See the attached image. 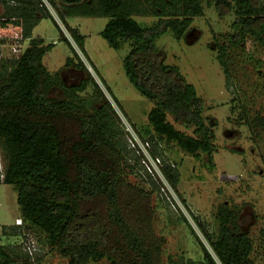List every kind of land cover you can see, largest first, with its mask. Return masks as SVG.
Wrapping results in <instances>:
<instances>
[{"label": "trees", "instance_id": "1", "mask_svg": "<svg viewBox=\"0 0 264 264\" xmlns=\"http://www.w3.org/2000/svg\"><path fill=\"white\" fill-rule=\"evenodd\" d=\"M46 1L79 50L83 48V37L66 24V16L106 17L102 39L114 50L128 45L122 59L124 72L138 93L153 102L147 114V140L130 125L142 141L149 142L150 154L162 159V175L180 199L176 188L179 172L167 162L161 144L172 143L196 158L201 153L211 158L215 135L204 121L202 99L176 66L164 64L155 40L166 32L181 39L191 30L193 18L203 15V6L213 5L220 15H234L231 31L223 36L226 41L216 43L212 49L226 79L232 78L238 53L253 64L264 83V7L260 1ZM0 4V42L7 38L29 40L18 57L0 58V149L5 158L2 183L17 192L22 221L4 230L12 235L20 234V228L42 232L48 246L66 257L67 264H90L102 259L108 264H164V238L154 229L155 211L151 205L155 188L163 186L161 181L148 173L144 180L136 179L140 177L136 170L140 157L135 152L129 156L127 143L114 139L112 117L117 116L116 111L44 2L0 0ZM136 16L156 20L142 26ZM42 17L52 18L79 60L74 63L68 59L63 69L83 72L85 78L74 86H65L61 75H52L42 65V57L51 45L44 46L41 38L31 34ZM88 84L92 86L91 97L82 96ZM55 87L64 91L63 97L50 96ZM238 108L239 118L248 127L264 128L262 111L248 119L245 106ZM174 124L191 128L192 134L178 130ZM180 201L208 244L209 248L182 215L203 251L204 264H255L253 239L239 228L236 213L227 205L218 207L217 231L209 232L185 201ZM13 257L28 255L14 248L8 253L0 246V264H13Z\"/></svg>", "mask_w": 264, "mask_h": 264}, {"label": "rangeland", "instance_id": "2", "mask_svg": "<svg viewBox=\"0 0 264 264\" xmlns=\"http://www.w3.org/2000/svg\"><path fill=\"white\" fill-rule=\"evenodd\" d=\"M42 1L116 111L117 116L112 117L114 128L111 133L114 139L127 143L129 156L132 152L138 155L129 141L124 119L147 140L150 136L147 114L153 102L138 93L124 72L122 59L128 51V45L114 50L102 39L100 32L108 21L106 17L66 16V24L77 29L83 37V48L79 50L49 3ZM259 1L264 7V0ZM2 11L0 4V13ZM52 18L42 17L32 28L31 34L34 38H41L44 46L51 45L41 60L46 70L52 75H61L65 86H74L85 77L80 69L74 72L79 76L77 79L71 68L63 70L68 59L74 63L79 60L62 39ZM134 18L142 26L156 20L149 16ZM233 19V13L220 15L213 5H204L203 15L193 18L191 30L184 37L177 40L170 32H166L155 40L164 64L176 66L180 75L193 85L197 96L202 99L204 121L211 126L215 135L211 158L202 153L196 158L172 143L161 145L167 162L179 172L177 192L189 211L205 224L209 232H216L217 209L222 204L227 205L236 213L239 228L253 239L254 263L264 264V128L248 127L239 118L241 111L238 108L239 105L245 106L248 119L256 111L264 113V83L256 75L253 64H249L244 60L245 56L238 53L236 67L231 69L232 78L228 81L216 60V51L212 50L216 48V43L226 41L223 36L231 31ZM13 44L11 38L0 42V58L18 57L29 45V40L20 41L19 54L13 52ZM91 93L92 86L88 84L82 96L91 97ZM50 96L61 98L64 91L60 87L52 88ZM233 99L237 100L234 102ZM232 106H235L233 111ZM169 121L173 123L171 116ZM174 125L178 130L192 134L191 128ZM0 162L4 166L5 158L1 149ZM131 163L135 164V160L131 159ZM137 164L136 170L140 177L136 176V179L144 180L147 173L155 179L146 170L141 157ZM158 185L151 196V205L155 211L154 229L164 238V264H204L203 251L182 215L209 248L206 240L171 187ZM147 187L151 188L148 182ZM16 219H20L17 192L11 185L2 183L0 177V246L8 253L14 248L16 252L28 255L26 258L13 257V264H67L66 257L48 246L42 232L20 228V234L12 235L8 229L4 230V227L19 225ZM90 264L108 262L102 259Z\"/></svg>", "mask_w": 264, "mask_h": 264}, {"label": "built area", "instance_id": "3", "mask_svg": "<svg viewBox=\"0 0 264 264\" xmlns=\"http://www.w3.org/2000/svg\"><path fill=\"white\" fill-rule=\"evenodd\" d=\"M20 41L14 40V44L12 47V50L14 53L21 52L20 50ZM125 125L127 128V134L129 137V141L132 144V147L135 148V151L138 153V155L141 157L142 163L145 166L146 170L153 175L155 178L159 179L162 184L166 187H170L167 183L166 179L162 175L161 172V166H162V159L160 157H153L149 152V142L148 141H142L138 135L133 130L132 126L124 119ZM2 164L0 162V177L3 179V168ZM16 223L21 225V219H16Z\"/></svg>", "mask_w": 264, "mask_h": 264}, {"label": "flooded vegetation", "instance_id": "4", "mask_svg": "<svg viewBox=\"0 0 264 264\" xmlns=\"http://www.w3.org/2000/svg\"><path fill=\"white\" fill-rule=\"evenodd\" d=\"M70 70H71L72 74H74V72H76V69H74V68H71ZM74 75H75V74H74ZM75 77H76V79H77L79 76L76 74Z\"/></svg>", "mask_w": 264, "mask_h": 264}]
</instances>
